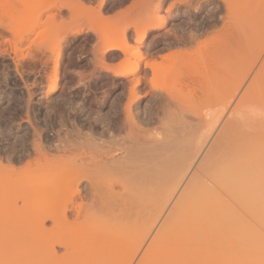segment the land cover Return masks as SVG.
Segmentation results:
<instances>
[{
    "label": "rangeland",
    "instance_id": "374dc122",
    "mask_svg": "<svg viewBox=\"0 0 264 264\" xmlns=\"http://www.w3.org/2000/svg\"><path fill=\"white\" fill-rule=\"evenodd\" d=\"M230 123L237 141L241 131L264 132V0H0V264H264V205L246 187L231 194L206 177L201 207L182 234L167 233L180 195L214 150H226ZM185 136L187 149L153 155ZM40 146L71 167L82 149L128 161L134 173L119 175L127 189L115 184V194L133 189L130 209L119 199L94 208L87 179L72 176L80 183L71 179L69 190L59 174L49 183L47 167L35 168ZM58 183L63 191L49 201ZM163 188L161 202L174 195L162 212L136 202ZM121 208L143 213L124 224L77 219L76 209ZM45 213L56 220L41 222Z\"/></svg>",
    "mask_w": 264,
    "mask_h": 264
},
{
    "label": "bare ground",
    "instance_id": "6f19581e",
    "mask_svg": "<svg viewBox=\"0 0 264 264\" xmlns=\"http://www.w3.org/2000/svg\"><path fill=\"white\" fill-rule=\"evenodd\" d=\"M161 21H164V19H159V22H160L159 23V26H162V24H163V23H161ZM144 37H145V35H144ZM138 66H139V64H138ZM138 66L136 67V69H138ZM133 69H134V67H133ZM135 70H133V71H135ZM154 71H157V70H154ZM217 120H219V117L214 116V117H210L208 120H206V123L205 122L201 123L203 125H201V127L198 129L197 136H199L200 138L204 137L205 134H206V132H207V130H208V129L205 130V128H209ZM254 128H256V127H254ZM133 131L134 130L131 127L130 128V134L133 133ZM227 132L228 133L226 135V140H225L227 142L226 150H222L221 152H218V149L214 150V152L212 153V157H211L210 162L208 164H206V165H203L202 171L200 173L198 172L196 174V176L194 177L193 182L184 190V192L182 191L183 193H182V195H180V198L178 196L179 200L177 201V203H175L176 205L171 210L170 214H168V217L165 220V222H167V224H168L167 233H169L171 235L182 234L183 226H186V223L192 218V215H193L192 214L193 213L192 207L193 208H196V210H198L201 207V206L199 207V204H200V200H199L200 199L199 190L201 188L202 189L205 188L207 190L210 188L208 182L205 180L206 177H212V178H214L215 183H218L221 186L222 185L225 186V188L228 189L230 193L233 192V191H237V190H240L241 191L243 188L246 187L247 189H245V190H249L251 192V197L255 198L254 200L258 201L261 205H264V195H263L264 194V178H263V181H261L259 179L262 176H264V132L259 133L257 135H254L253 133L241 131L242 132V134H241L242 135V138L239 141L233 139L234 136H236L237 133H239V128H238V126L235 123H230ZM135 135H136V133H135ZM186 138L187 137L185 136L184 139H183V141L182 140L180 141V140H177L176 139L178 141V143L175 140V142H176L175 146L174 145L171 146V144L169 143V144L164 145V146L162 145L160 147L158 146V147L152 148L153 149L152 151H154L153 152V155H155L154 153H156V151H159V152L165 151L164 152V154H165L164 156L165 157H167V156L169 157V155L170 154L173 155V153L175 154L176 150H179V148H183V147L186 148V147H188V144L190 142L188 140H186ZM138 139H139V137H138ZM161 141H162V139H161ZM163 142H161V143H163ZM157 143H158V141H157ZM200 144H201V141L199 139V141H197V144L196 145H199V147H200ZM132 145H131V147H132ZM41 146L38 147V149H40L42 151V153H43L42 156H44L45 160H44V163L37 162V164H36L37 167H35V166L34 167L36 169L38 168V166L43 167L42 165H44L45 167H47V169L49 170V172H48V175L46 177V180L48 179L49 183L51 182L49 179L53 180L54 177L57 174H59L60 177H63L65 179L64 180V183L66 184V189L67 190H69V188L71 186L75 185L74 183H76V185H78L77 182L80 183V181L74 180V179L79 178V180H81V182L84 179H87L89 181V183H88L89 186H88V189L86 191L87 193H86V197L85 198L90 199V202L92 203V206L94 208L97 207V206H101L102 208L105 209V208H108L110 205L112 206V204L117 201L116 204H114V206L117 205V206L120 207V204H121V206L123 204L122 207H125L127 209V208H129L128 205L130 206V204L128 202H131L132 203V201L130 200V198L132 199L134 196L137 197L136 194L134 195V193H133L134 191H133V189L131 190V188L128 189L127 192H126V193H128L127 197H125L126 195L125 196H120L121 195L120 193H119L120 195L118 194L119 196L116 195L117 193L115 191V184H118V183L119 184H122L126 188V181L129 179V174H130L131 169H132V166H131V164L128 161H118V160L117 161H110L109 158L112 155L110 153H103V152L100 153L101 150H99L98 151L99 153L97 152V154H95V153L94 154H92V153L89 154V153H87L88 151L86 152V150L82 149L81 152H79L77 154V156H76V159L78 161H80V165H77V167L80 166L81 169L80 168H77L75 166V164H74V167H76V169L78 170L77 171L76 169H74V167H71L72 165L70 166V163L73 164V162L70 161L72 159H70L67 155H60V156L58 155V157L49 158V156H48L49 154L46 153V152H44L43 151L44 149H42L43 147L41 148ZM133 147H134V145H133ZM143 148H144V150H143ZM143 148H142V151L140 149L141 153L143 155H145V156H148L149 153H151V150L149 148H145V147H143ZM133 150H135V149H133ZM117 151H119V150H117ZM62 152H65V151L62 150ZM65 154H67V153H65ZM179 154H180V152H179ZM162 156L163 155H161V157ZM74 160H75V158H74ZM163 161H165V160H163ZM138 162H140V161H138ZM3 166L4 165L2 164L1 167H3ZM170 166H172V165H170ZM7 168L8 167H6V169L4 168V170H7ZM70 168H73V170H75V171H72V169H70ZM136 169H137V167H136ZM162 169H160V170H162ZM28 170H32V169L30 168ZM133 170L134 169H132V171ZM8 171H9V169H8ZM71 171H72V173L73 172H75V173H73V175H72V173H70ZM87 171L88 172L90 171L93 174L90 173L91 176H88L90 174H88ZM13 172H17V171H13ZM69 173L71 175H69ZM127 173H128V175H127L128 179H126V181L125 180H122L123 178L121 179L119 177V175H122V176L125 175L126 176ZM133 173H134V171H133ZM155 173L157 174L156 171H155ZM163 173H161V174L164 175ZM168 174H170V173H168ZM149 175H147V177ZM72 176H73L74 179L72 178ZM153 176H154V174H153ZM153 176L150 177V180H152L153 178H157L156 175L154 177ZM162 177L164 178V176H162ZM162 177L159 176V179L162 178ZM71 179L74 180L73 183H72ZM165 180L166 179H164L163 182ZM62 181H60V183ZM146 181H147V179H146ZM169 182H170L169 183L170 185L167 184L169 186H171V185L174 186L175 183H176V182H174V180H173V182L172 181H169ZM144 184L145 185L147 184V183H145V180H144ZM152 185H154V184H152ZM57 186H58L57 188L55 187L56 189L50 191V193H49L50 195L48 196V200L49 201H52L55 196H57L58 194L61 193V191H63L62 188H59V186H60L59 183L57 184ZM62 187H64V185ZM161 187H159V188H161ZM63 189L66 191L65 188H63ZM182 189H183V187H182ZM138 190H140L139 187H138ZM163 190H164V188L162 190H158L157 192H153L154 194L153 193L151 194V192H149V191H148V194L147 193L146 194L143 193V196L141 195V197L139 196L138 198H135L137 200L136 202H139L138 201L139 198H141V200H143L144 197H145L146 200L147 199L149 200L148 202L152 203L153 208L155 209V211H157L159 209V211L162 212L163 209H164V207L166 206L167 202H169V200L171 199V197L174 195V194H172V195H169L167 197H163V200H162L163 203H162L160 196H161V193H162ZM146 191H147V189L145 190V192ZM75 192H76L75 195L81 194V190L80 189H77ZM128 196H129V200L130 201L129 200H126V198H128ZM201 196H203V195H201ZM239 197H240V195L233 194V198L234 199H237ZM247 198H249V197H247ZM118 199L121 201V203L119 202ZM202 199H205V197L202 198ZM213 199L215 201H218V200H222L223 201L224 200V198L222 196H219L218 194L214 195L213 196ZM132 200H134V198ZM238 201H240V199H238ZM118 202L120 204H118ZM140 202H139V205H141V208L143 209V204L140 203ZM203 203H205V202H203ZM133 204H135V203H133ZM155 204H157L156 207H155ZM137 205H138V203H137ZM139 205H138V207H139ZM133 206H135V205H133ZM93 207H91V208H93ZM202 207H203V205H202ZM75 208L73 207L72 209H75ZM141 208H140L141 211H139L138 209L134 211L135 212L134 213V216L135 217H138V216L140 217V215L143 213V211H142ZM76 210H78V212L76 211L77 212V215H78L77 219L78 218L79 219L80 218L81 219L84 218V220H88V221H93V220L100 219V220H109L110 222H118V223L124 224V223H128V222L132 221V220H129V219H133V220L136 219L135 217L130 218V217H132V214H130L131 216L126 215V212L128 213V211L125 212L124 208H121V210L119 209L120 210L119 212H115V213H111V212L109 213L108 212L109 214L108 215L105 214V216L104 215H101V214H100V216H98V214H96V213H93L92 214V211H90L87 214H84L83 211H82V209H76ZM41 216H43V219L40 218L39 219L40 221L41 220H45V219L47 220L48 218L56 220V217H57V215H52V214H49V213H45L44 215H41ZM61 217H62V219L63 218L66 219L68 217L67 211L66 212H63L62 215H61ZM79 219H78V221H79ZM41 222H44V221H41Z\"/></svg>",
    "mask_w": 264,
    "mask_h": 264
}]
</instances>
